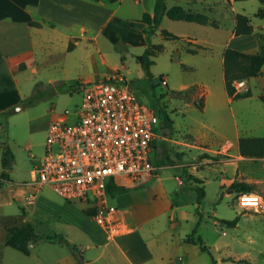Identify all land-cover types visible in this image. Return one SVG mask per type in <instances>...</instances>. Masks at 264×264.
<instances>
[{"label": "rangeland", "instance_id": "obj_1", "mask_svg": "<svg viewBox=\"0 0 264 264\" xmlns=\"http://www.w3.org/2000/svg\"><path fill=\"white\" fill-rule=\"evenodd\" d=\"M166 1L168 7L180 5L191 8L187 5L190 0ZM206 1L208 3L211 1L209 9L211 15L208 16L218 24L219 28L164 18L160 30L169 29L184 36L194 35L196 39L211 43V48L200 49L195 46L197 50L200 49L198 53L187 54L177 49L182 41L165 40L160 35V30H156L150 41L161 49L153 53L151 57L150 70L154 78L164 76L169 81V86L170 82L171 85L180 81L190 83L196 77L203 76L207 63L204 54L208 53L213 54L211 68L213 70L216 66L220 68L217 61L227 42L236 13H242L250 19V23L255 28L252 32L255 39L261 32L258 28L264 25V19L254 16L260 5L258 0H233L231 5L228 4L229 0ZM191 9L203 15L207 13L206 9L201 10L199 5ZM80 49L74 53L73 59L78 60L84 57ZM186 49L188 52L194 50ZM43 58L44 55L36 56V62L27 65L21 71L25 73H20L22 74L20 87L11 84L0 87V111L4 112L0 114V157L1 149L5 146L9 147L13 154L9 170L11 181L0 193L2 199L8 201L4 210L10 224H23L29 221L36 226L39 234L56 233L75 237L76 227L64 223L63 220L67 221L68 216L75 219L81 218L95 227L96 224L85 213L90 210V206L83 202H67L48 187L38 191L33 190L29 184L33 165L39 162L44 154L46 128L52 116L65 109H73L81 100V93L75 90L69 92L58 89L52 92L47 89V85L40 79L41 76L50 72L48 67H45V63H39ZM87 62L88 64L84 67L87 73L92 72L91 75H93L95 70L107 73L106 68L97 62L93 63L91 59H87ZM188 66H193L194 69ZM31 67H35L36 72H31ZM125 67L128 73H123L124 78L133 88L138 99L153 106L149 98L140 92L143 83L141 78H137V70L142 72L139 64L135 59L127 57ZM35 90L42 93L33 97ZM170 90L174 89L162 84L155 87L156 95H165L164 102L171 111L169 114L173 120L171 134H163L168 140H164L154 150L153 164L155 167L159 166L157 176L137 182L127 181L125 184L129 190L112 199L111 203L122 211L128 222L143 228L140 233L145 240L155 237L164 241L163 244L165 241L171 242L173 248L178 251L180 248H185L186 264H210L211 258L215 261L214 264H264V219L238 206L235 192L226 188L228 180L235 176L233 165H227L226 172L220 176L218 169H207L216 163L213 162L215 158H211L213 160L207 164L195 163L198 161L199 151L184 144L189 141L186 134L188 131L200 130L212 136L213 132L202 128L201 122L216 125L219 123L218 118H215L209 109L203 112L195 104L187 105L185 101L171 96ZM194 95L197 101L202 100L203 90L196 86ZM240 102L245 103L242 110H237V102L233 103L232 107L234 120L238 130L242 132L241 135L264 136L263 104L258 100ZM226 107L228 109L230 104ZM192 169H204L202 172L204 183L201 185L204 189V198L199 204H196L195 192L189 187L193 181L187 179ZM222 184L226 187L221 188ZM17 191H20V195H16ZM252 193L264 196V182L255 184ZM33 195H36L37 199L35 206H26ZM38 196L47 199L48 202L39 199ZM21 208H24L25 215ZM199 217L201 221L194 236L202 240L210 255L201 251L198 246L182 241L184 236L192 232ZM236 217L239 219L233 228L221 222V220L229 221ZM137 229L139 230V227ZM68 248L66 244L39 240L33 244L30 255H24L3 245L0 247V264H51L53 255L57 251H65ZM178 253L181 255V252ZM241 260L243 261L240 262Z\"/></svg>", "mask_w": 264, "mask_h": 264}, {"label": "crops", "instance_id": "obj_2", "mask_svg": "<svg viewBox=\"0 0 264 264\" xmlns=\"http://www.w3.org/2000/svg\"><path fill=\"white\" fill-rule=\"evenodd\" d=\"M154 1L117 0L110 3L105 0H0V87L8 84L20 87V77L25 73L21 71L27 65L34 64L36 56L41 55H44V58L41 62L38 60L39 63H45V67H48L47 69L50 71L40 77L43 84L46 85L56 86L60 83L74 85L81 82L100 81L114 73L127 74L125 69L127 57L134 59V56L142 54L147 46L144 34L146 25L141 18L144 13H152ZM232 1L230 0L228 4L231 5ZM210 3L211 1L208 3L206 0L196 2L190 0L187 5L191 8L199 5L201 10L206 9L205 12L208 16L211 13L209 10ZM173 6L180 5L168 7L166 1L168 9ZM182 8L192 11L191 8ZM209 19L213 20L210 17ZM33 22L38 23V25H31ZM234 25L235 19L227 42L219 55L220 59L217 61L220 68L217 66L215 70L211 68L213 54L208 53L204 54L207 63L204 67L206 69L203 76L196 77L190 83L180 81L171 85L170 82L169 86V81L161 75L166 83L165 86L168 88L181 90L190 86H197L203 90L201 111L205 112L209 109L213 112L214 117L218 118L219 123L216 125L209 123L208 125L202 121L201 127L211 130L212 136H208L200 130L188 131L186 134L189 141L184 144L199 151L198 161L195 163L207 164L213 160L211 158H215L213 162L216 163L207 169H218L220 176L226 172L225 167L227 165H233L235 176L228 180V186L235 180L253 184L264 182V158H248L239 153L238 140L242 137V132L237 128L232 107V104L237 102V110H242L245 103L240 101H260L259 96L264 95V67L258 76L240 79L233 83L235 94L239 97L233 98L228 95L223 73V51L226 48H232L244 52H254L258 48V42L252 34L234 35ZM160 26L158 30H160ZM252 28L255 30L253 26ZM258 29L264 33V25H260ZM167 31L178 37V39L169 41H182L177 49L187 54L194 53L196 55L202 47L204 49L211 48V43L196 39L194 35L184 36L169 29ZM70 43L73 46L71 50H68ZM116 44L125 48L123 60H121V53L114 48ZM195 46L200 49L197 50ZM186 48L194 50L188 52ZM79 49L84 57L75 60L73 59L74 53ZM87 59L105 67L107 73L99 72V70H95L93 75H91L92 72L87 73L88 71L84 69L88 64ZM181 62L184 64L183 61ZM188 68L194 69L193 66H188ZM30 71L34 73L36 68L31 67ZM20 73L22 74L20 75ZM142 76L143 72L137 70V78L140 79ZM185 103L194 105L193 102ZM227 104H230L228 109ZM257 109L259 108L257 107ZM168 111L171 113L169 109ZM241 113H245V111H241ZM262 114L264 120V112ZM159 135L162 139L156 142L154 150L164 140H168L163 133L160 132ZM154 150L152 153L153 160ZM158 167H156V174H147L141 180L157 176ZM219 167H222L223 170ZM203 170L192 169L189 173L201 180L203 184ZM10 181L0 188V192L6 188ZM223 187L226 185L222 184L221 188ZM1 195L0 193V247H3L5 245V229L13 224L8 222V215L4 210L8 201L3 200ZM16 195H20V191H17ZM11 196L15 198L13 195ZM117 196L110 198V202ZM38 198L44 199L40 196ZM35 200L37 201L36 195L32 201L29 200L26 206H35ZM44 200L48 202L47 199ZM118 210L129 230L113 240H106L105 234L98 226L92 227L81 218L75 219L68 216L67 221L63 220L64 223L76 227L75 237L63 236L77 248L83 262L81 263L74 252L68 248L65 251H57L53 255L51 264H186L185 248H180L178 251L173 248L171 242L165 241L163 244L164 241L155 237L145 240L140 233L143 228L138 225V230L136 225L125 219L119 208ZM34 229L38 233L35 225ZM33 244L30 245V253ZM178 252H181V255Z\"/></svg>", "mask_w": 264, "mask_h": 264}, {"label": "built area", "instance_id": "obj_3", "mask_svg": "<svg viewBox=\"0 0 264 264\" xmlns=\"http://www.w3.org/2000/svg\"><path fill=\"white\" fill-rule=\"evenodd\" d=\"M160 84H166L163 78ZM73 90L81 93L80 103L52 116L44 154L33 165L29 184L33 190L48 187L67 202L90 206L91 220L106 240H113L129 229L110 202L106 185L111 179L125 185L156 174L152 153L162 139L160 120L121 74L81 82ZM235 195L238 206L264 219L263 195ZM248 196L260 199L255 206H242V198Z\"/></svg>", "mask_w": 264, "mask_h": 264}, {"label": "trees", "instance_id": "obj_4", "mask_svg": "<svg viewBox=\"0 0 264 264\" xmlns=\"http://www.w3.org/2000/svg\"><path fill=\"white\" fill-rule=\"evenodd\" d=\"M101 1V0H95ZM107 2L113 3L117 0H105ZM259 7L255 12L254 16L260 19H264V0H258ZM166 17L173 21H185L191 23H197L200 25H209L217 28L216 22L210 20L207 15H203L202 13L193 12L190 10H185L180 6H173L171 8L166 7V0H155L152 13H144L142 15V22L145 23L146 28L144 29V34L147 42V46L142 54L134 56L135 61L139 64L143 76L140 79L143 85L140 87V92H142L145 96L149 98L153 107L156 109V113L160 120V132L163 134L170 135L173 128V120L169 115L168 107L164 102L165 95H156L155 87L160 84L162 79L161 76L158 78H154L150 67L152 64V55L155 52L160 51V47L156 45H152L150 38L155 33L156 30L159 29L160 23L162 19ZM235 25L233 28L234 35H249L252 34L253 28L250 23V19L241 13H236L234 15ZM31 25H38V23H31ZM160 34L166 40H174L178 39L177 36L168 32L165 29L160 30ZM256 39L258 42V48L254 52H244L235 50L232 48H226L223 51V73H224V81H225V89L228 95L233 98L239 97L235 94V88L233 83L240 79H248L252 77L258 76L262 68L264 67V33H258L256 35ZM73 44H69L68 50H71ZM115 50L121 53V60H123V51L125 48L120 44L115 45ZM189 52H193V50H189ZM78 84V83H77ZM77 84L67 85L65 83H60L56 86L47 85V89L49 91L54 90H66L71 92ZM196 86H190L186 89L181 90H170L171 96L179 98L185 102H193L200 110L203 107V101L200 99L196 100L194 95ZM169 90V89H168ZM42 93V92H41ZM39 90H35V95L33 97H37L41 94ZM247 95V94H245ZM260 102L264 106V95L259 96ZM0 114H4L1 112ZM238 148L240 155L248 158L260 159L264 158V136H242L238 140ZM13 161V154L9 147L5 146L1 149V172H0V188H2L7 182L10 181L9 170L11 168ZM189 181H193L192 184L189 185L190 189H192L196 194V204H199L204 198V189L201 186L202 181L196 179L193 175L189 174L187 176ZM228 190L234 191L235 193H250L254 190L255 184L247 183L244 181L235 180L231 182V184L227 187ZM129 188L126 185L119 184L111 179L106 185V193L110 198H114L117 195L126 193ZM23 215H25L24 208H21ZM87 216H91L92 211H85ZM238 217L233 220H221V222L228 227H235L238 221ZM201 221L199 217L196 226L193 228L190 234H187L183 241L188 244L196 245L199 247L201 251L207 252L209 255V251L206 246L203 244L202 240L199 237H195L196 229ZM4 236V243L6 246L11 247L12 249L24 254L28 255L30 253V245L36 243L39 240H46L49 242H58L62 244H66L73 252L77 251V248L74 245H71L62 234H38L36 233L34 226L26 221L23 224H13L7 227ZM231 261L230 258H228ZM241 260L240 262H242ZM215 261L211 258V263L214 264Z\"/></svg>", "mask_w": 264, "mask_h": 264}, {"label": "clouds", "instance_id": "obj_5", "mask_svg": "<svg viewBox=\"0 0 264 264\" xmlns=\"http://www.w3.org/2000/svg\"><path fill=\"white\" fill-rule=\"evenodd\" d=\"M259 199L257 196L243 197L241 204L242 206H255Z\"/></svg>", "mask_w": 264, "mask_h": 264}, {"label": "water", "instance_id": "obj_6", "mask_svg": "<svg viewBox=\"0 0 264 264\" xmlns=\"http://www.w3.org/2000/svg\"><path fill=\"white\" fill-rule=\"evenodd\" d=\"M74 254L77 256L78 260L82 263L83 260H82L81 255L77 251H74Z\"/></svg>", "mask_w": 264, "mask_h": 264}]
</instances>
